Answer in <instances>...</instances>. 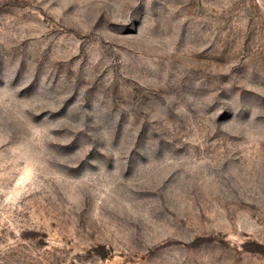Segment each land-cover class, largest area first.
<instances>
[{
    "label": "rangeland",
    "instance_id": "obj_1",
    "mask_svg": "<svg viewBox=\"0 0 264 264\" xmlns=\"http://www.w3.org/2000/svg\"><path fill=\"white\" fill-rule=\"evenodd\" d=\"M0 264H264V0H0Z\"/></svg>",
    "mask_w": 264,
    "mask_h": 264
}]
</instances>
